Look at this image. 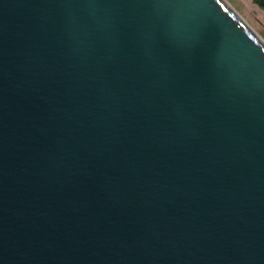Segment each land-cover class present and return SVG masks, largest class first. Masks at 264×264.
Wrapping results in <instances>:
<instances>
[{
	"label": "water",
	"instance_id": "1",
	"mask_svg": "<svg viewBox=\"0 0 264 264\" xmlns=\"http://www.w3.org/2000/svg\"><path fill=\"white\" fill-rule=\"evenodd\" d=\"M0 264H264V40L226 0H0Z\"/></svg>",
	"mask_w": 264,
	"mask_h": 264
},
{
	"label": "rangeland",
	"instance_id": "2",
	"mask_svg": "<svg viewBox=\"0 0 264 264\" xmlns=\"http://www.w3.org/2000/svg\"><path fill=\"white\" fill-rule=\"evenodd\" d=\"M264 40V8L254 0H226Z\"/></svg>",
	"mask_w": 264,
	"mask_h": 264
},
{
	"label": "flooded vegetation",
	"instance_id": "3",
	"mask_svg": "<svg viewBox=\"0 0 264 264\" xmlns=\"http://www.w3.org/2000/svg\"><path fill=\"white\" fill-rule=\"evenodd\" d=\"M257 2V4H264V0H254ZM264 8V7H263Z\"/></svg>",
	"mask_w": 264,
	"mask_h": 264
},
{
	"label": "trees",
	"instance_id": "4",
	"mask_svg": "<svg viewBox=\"0 0 264 264\" xmlns=\"http://www.w3.org/2000/svg\"><path fill=\"white\" fill-rule=\"evenodd\" d=\"M256 2V1H255ZM257 3V2H256ZM260 7H264V4H258Z\"/></svg>",
	"mask_w": 264,
	"mask_h": 264
}]
</instances>
